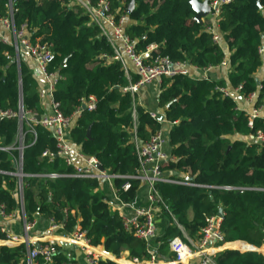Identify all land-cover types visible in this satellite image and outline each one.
Segmentation results:
<instances>
[{
	"label": "trees",
	"instance_id": "1",
	"mask_svg": "<svg viewBox=\"0 0 264 264\" xmlns=\"http://www.w3.org/2000/svg\"><path fill=\"white\" fill-rule=\"evenodd\" d=\"M91 1L97 5L101 0ZM131 1L111 0V13L116 18L127 15L126 34L138 54L156 47L146 56L147 64L168 59L172 64L186 63L192 69L205 70L226 61L229 85L192 75L163 78L157 98L160 114L154 119L124 91L139 81L138 75L132 74L131 82L125 77L120 62L113 59V49L79 5L71 0H0V19H12L16 30L26 25L30 41L54 55L48 71L60 79L53 99L67 118L80 111L70 140L83 156L97 159L105 172L115 177L112 184L121 201L134 202L141 186L129 179L140 168L135 140L147 143L162 131L164 122L171 126L168 147L175 160L162 170L173 180L196 186L156 184L161 215L168 223L153 243L157 261L171 263L176 258L169 243L183 235L175 221L198 243L207 220L220 210L225 243L262 248L264 142L245 139L264 135V76L256 78L264 67V0H230L221 5L217 18L221 43L214 42L207 31L212 24L210 16L195 20L190 0H135L129 15ZM223 43L230 52L228 57ZM228 86L244 100L255 95V108L263 106L252 128L249 112L238 107L237 98L220 91L229 90ZM90 98L95 99V110H83ZM21 111L25 117L45 115L32 71L22 59L17 64L13 46L0 41V148L7 149L0 151V209L6 216L21 207L19 179L9 175L16 173L15 161L21 155L17 149ZM8 112L13 115H1ZM25 126L26 120L22 197L27 222L36 217L52 221L65 236L79 229L91 246L104 247L116 260H149L152 251L148 244L124 228L121 215L112 210L97 179L48 177L72 174L74 168L58 156L53 161L43 157L46 152L56 155L58 151L49 130L40 124ZM2 228L0 224V241L8 236ZM58 248L52 264H81L63 247ZM27 256L24 243L0 247V264H27ZM217 256L215 264H264V255L256 250L228 249ZM96 264L120 263L99 260Z\"/></svg>",
	"mask_w": 264,
	"mask_h": 264
},
{
	"label": "built area",
	"instance_id": "2",
	"mask_svg": "<svg viewBox=\"0 0 264 264\" xmlns=\"http://www.w3.org/2000/svg\"><path fill=\"white\" fill-rule=\"evenodd\" d=\"M73 3L79 5L89 16L90 24L98 27L101 34L107 40L108 44L114 51V60L120 62L125 77L131 82L132 74H136L139 77V81L135 84H130L128 88L124 91L129 92L134 100L137 99L139 92L148 86L159 85L163 78H172L175 76L192 75L191 67L186 63H176L172 64L168 59L157 60L151 64H147L145 61L146 56L149 52L154 50L156 47L151 46L148 48V52L145 54H138L135 50L133 42L130 40L129 36L126 34V26L128 24L127 15H122L116 18L113 13H111V0H101L97 5H93L91 0H71ZM209 7L211 10L210 17L212 24L208 27L207 31L213 34V40L216 43H221V37L217 33L218 22L217 18L220 14V7L222 4L230 2V0H208ZM0 22L4 24L10 31H12V40L0 38V41L4 44L11 45L15 48L17 52V64L20 65L22 56H29L33 59L39 72L42 74L50 95H51V106L50 114L41 117V121L37 122L36 116L28 115L23 119H27V126L30 123L40 124L45 129L49 130L57 143V154L44 153L43 157L48 158L49 161H53L56 156L65 160L68 166L74 168L72 174H51L48 177L50 179H55L58 177L67 178H78V179H108L113 180L115 177L110 176L105 173H101L98 170V165H100L95 158H84L81 154L80 157L83 161L80 164H75L71 160V147L72 142L69 138L74 122L80 111L78 110L75 114L67 118L63 115L60 110V104L53 99V91L55 86L59 81V76L55 73H50L48 71L49 64L54 60V55L45 46L39 44L34 45L29 36L27 35V26L23 25L19 30H16L14 24L11 20H1ZM220 67L227 68V62H223ZM217 68V67H216ZM214 68L205 69L207 72ZM208 70V71H207ZM193 76V75H192ZM205 75L203 78H207ZM225 96L238 93L237 90L229 91L227 89H221ZM234 93V94H233ZM256 96L251 95L245 101L253 106V109L249 112V127L254 126V121L261 116L263 106L254 107ZM83 105L89 111L95 110V99L90 98L89 101L85 102ZM22 112V111H21ZM6 117H10L13 114L11 112L2 113ZM21 115V114H20ZM132 116L134 121L137 120V113L135 108L133 109ZM152 118L158 119V115L151 113ZM23 123H20L18 142L19 147L17 148L21 155L16 165V173L9 174L14 175L19 179L18 186V200L21 205L20 209L24 214V228L26 232V238H14L9 234L6 240L0 241V247L2 246H13L17 244H26L28 247L27 264H37L38 260H42V264H52L54 257L57 255L59 248H62V243L76 247L80 249L85 255L86 264H96L99 260H111V257L107 254L99 253L98 248L90 245V242L85 238V234L81 233L79 229H76L74 235L63 236L60 238H55L53 236L40 237L38 239H33L30 237V233L35 228L34 222H27L24 203L22 197V178L24 177L22 173V151L25 148L23 139ZM34 136L36 133L32 130ZM25 138V135H24ZM255 142H264V135L258 133L257 137L253 138ZM137 147L138 158L140 161V168L137 170L136 174L129 179L137 180L141 183L140 188L146 194L144 197V203L141 205H136L135 202H123L115 194L114 200L116 203L114 205L110 204L112 210L117 211L122 219L124 228L133 233L136 237L146 242L152 251L151 258L149 260H133L124 261V264H159L155 256L156 248L153 243L158 236V218L161 216V206L162 201L157 193L156 184L157 183H171V184H182L188 186H196L189 182H179L173 180L166 172H163L162 167L170 162L174 161L175 158L167 151V142L163 132L157 133L151 138L147 143H140L135 140ZM7 149L0 148V151H6ZM127 211L133 212L132 215H127ZM12 217L6 216L3 208L0 209V221L5 218ZM174 219V218H173ZM222 218L218 216L211 217L207 220L206 227L203 230V238L200 242L194 243L187 236L184 228L179 225L176 221L175 225L180 229L182 237H176L172 239L169 243L170 251L175 254L176 258L173 262L168 264H192L195 258H199L200 262L198 264H215V258L219 253L221 247H225L224 237L220 232ZM50 229L54 231L60 227L55 225L50 221ZM2 232H6L4 228L1 229ZM54 239H57L56 242ZM62 240V241H61ZM67 241V242H64ZM252 248V247H251ZM254 249V248H253ZM251 251V250H246ZM109 256V258H107ZM121 262V261H119ZM71 264V263H69Z\"/></svg>",
	"mask_w": 264,
	"mask_h": 264
},
{
	"label": "crops",
	"instance_id": "3",
	"mask_svg": "<svg viewBox=\"0 0 264 264\" xmlns=\"http://www.w3.org/2000/svg\"><path fill=\"white\" fill-rule=\"evenodd\" d=\"M1 23V22H0ZM3 37L4 39L10 40L12 38V31H10L6 26H4V24H0V38ZM222 49L224 51V53L228 56H230V52L227 49V46L223 43L222 44ZM21 59L23 60V62L29 67V69L32 71L37 83H38V91L41 97V104L42 107L44 109L45 115H49L50 114V106H51V95L48 89V86L42 76V74L39 72L36 64L34 63L33 59L30 58L29 56H22ZM208 71V70H207ZM191 72L192 75L196 78H203L205 75H207L209 78L213 79V80H217V81H224L227 84L229 83V71L226 69V67H217L214 69H211L207 72V74H205L204 70H198V69H192L191 68ZM264 76V67L258 72V74L256 75L257 80H261L262 77ZM229 85V84H228ZM228 89L231 91L232 88L230 86H228ZM158 93H159V85H152V86H148L143 88L139 94H138V104L144 108H146L147 110H149L151 113H155L157 115L160 114V110L158 109V102H157V98H158ZM234 94V93H233ZM234 97L237 98L238 102H239V108L242 110H246L248 112H250L253 109V106H251L250 104H248L244 99H242L238 93L234 94ZM170 125L167 124L166 122L163 123V134L166 138V142H167V151L170 152L169 147H168V132L170 130ZM70 138V136H69ZM245 140H249L250 142L254 141L252 140V137L245 139ZM72 147H71V160L73 161V163L75 164H80L83 159L80 157L81 155V151L80 148L75 146L73 143ZM84 158H87L85 156H83ZM16 166V165H15ZM99 181V185H100V189L104 192V194L106 195L108 202L112 205H114L116 203V201L114 200L115 197V189L113 188V184L111 180L108 179H100ZM144 197H146L145 192L143 191L142 188L139 189L138 193H137V197L135 199V204L136 205H141L144 203ZM127 215H132L133 212L127 211L126 212ZM218 216V215H217ZM224 216V214H223ZM223 219V218H222ZM35 228L32 230V232L30 233V237L33 239H38L40 237H48L51 236V233L53 232L50 227V221L44 220L40 217H36L35 219ZM0 224L3 225V228L6 230V232L14 238H26V232H25V228H24V214L22 212V210L20 209L16 214H13L12 217H8L5 218L4 220L0 221ZM167 222L164 221V218H162V215L158 218V233H163V231L165 230V228L167 227ZM237 244L235 245H230L227 244L225 245V247H221V249L219 250L220 252H224L225 250L228 249H237V250H251L250 246H248V244L243 243V242H235ZM233 244V243H231ZM103 247H99L98 251L101 254H107L111 257V260H115V258L113 256H111L110 254H108L107 252L105 253L102 249ZM253 248V247H252ZM254 250L262 253L264 255V245L262 248L260 249H255ZM251 250V251H254ZM263 250V251H262ZM64 252L66 254L69 255H74L76 258V261L81 264H86L85 262V255L84 253L80 250L77 249L76 247H67L64 248ZM109 256H107V258H109ZM122 261V263L126 260L122 259L120 260ZM200 262L199 258H195L192 261V264H198ZM159 264H168L167 262H163V261H159Z\"/></svg>",
	"mask_w": 264,
	"mask_h": 264
},
{
	"label": "water",
	"instance_id": "4",
	"mask_svg": "<svg viewBox=\"0 0 264 264\" xmlns=\"http://www.w3.org/2000/svg\"><path fill=\"white\" fill-rule=\"evenodd\" d=\"M190 4H191V6L193 8V11L196 13L195 20L197 22H200L203 18L209 16L210 13H211L208 0L207 1L206 0L205 1L190 0ZM134 8H135V0H132L131 3L128 6L127 13L130 15L133 12ZM63 65H66V60L63 62ZM257 82H258V84L260 83L259 81H257ZM21 106H22V103H21ZM82 109L85 110L86 106L83 105ZM22 120H23V115H22V112H21L20 123H23ZM36 120H37V122H40L41 121V116H36ZM164 121H165L164 118L161 117L160 118V122L163 123ZM88 137H90V130L88 131ZM97 168H98V170L101 173H105V169L101 165H98ZM191 180H192L191 178H187V181H191ZM218 217L219 218H223V211L222 210L219 211ZM61 245H62L63 248L72 247V246L66 245L64 243H62ZM102 249L106 253L105 248L103 247ZM250 249L254 250L253 248H250Z\"/></svg>",
	"mask_w": 264,
	"mask_h": 264
},
{
	"label": "rangeland",
	"instance_id": "5",
	"mask_svg": "<svg viewBox=\"0 0 264 264\" xmlns=\"http://www.w3.org/2000/svg\"><path fill=\"white\" fill-rule=\"evenodd\" d=\"M202 1V0H201ZM1 24V23H0ZM3 24V23H2ZM10 40H12V38L10 39ZM26 120V126H27V119H23L22 120V122H24ZM26 126H25V128H26ZM24 128V129H25ZM163 130V129H162ZM25 131H26V129H25ZM25 131L23 132V134L25 135ZM24 135L22 136L23 137V139H21L23 142L25 141V138H24ZM252 140H253V138H252ZM72 142V141H71ZM16 162V165L18 164V160H16L15 161ZM164 221H166L165 219H164ZM71 235H74V234H71ZM70 234H67L66 236H71ZM51 236H53V237H55V238H60V237H63L64 236V234L61 232V230L60 229H55L52 233H51ZM56 240L57 239H54V241L56 242ZM249 246V245H248ZM247 249H245V251H246ZM263 251V250H262ZM218 257V256H217ZM216 257V258H217ZM216 258H215V260H216ZM112 261H116V262H118V263H120V264H124V263H122V261L121 262H119L120 260H112ZM157 262H159V261H157Z\"/></svg>",
	"mask_w": 264,
	"mask_h": 264
},
{
	"label": "bare ground",
	"instance_id": "6",
	"mask_svg": "<svg viewBox=\"0 0 264 264\" xmlns=\"http://www.w3.org/2000/svg\"><path fill=\"white\" fill-rule=\"evenodd\" d=\"M62 241V240H61ZM64 242H67V241H64Z\"/></svg>",
	"mask_w": 264,
	"mask_h": 264
}]
</instances>
